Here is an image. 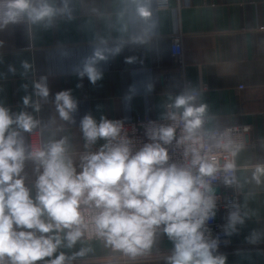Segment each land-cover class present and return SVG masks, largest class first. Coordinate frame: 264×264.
I'll use <instances>...</instances> for the list:
<instances>
[{"label": "crops", "instance_id": "0c3cea01", "mask_svg": "<svg viewBox=\"0 0 264 264\" xmlns=\"http://www.w3.org/2000/svg\"><path fill=\"white\" fill-rule=\"evenodd\" d=\"M50 3L64 8V0ZM144 3L151 12L147 19L137 14L134 0H67L69 11H58L50 22L33 23L26 16L24 22L0 27V106L39 121L43 147L66 139V155L79 171L81 156L107 143H86L80 126L84 116L97 124H120L162 119L169 105L181 113L175 100L185 96L182 80H187L198 91L194 105L204 106L207 132L247 128L245 144L234 154L243 223L228 229L232 250L214 255H223L225 264H264V174L259 182L254 179L256 167L264 166V0H168L166 9H158L155 0ZM176 37L184 49L183 70L174 65L169 50ZM96 47L111 51L96 65L102 78L93 84L78 73ZM36 82L47 84V98L35 94ZM66 90L77 103L67 121L55 102L56 94ZM21 135L28 148L26 132ZM35 169L33 161H25L22 175L32 196ZM82 250L84 255H75ZM173 251V242L162 232L135 257L80 238L72 248L62 244L52 258L63 252L73 257L69 264H168Z\"/></svg>", "mask_w": 264, "mask_h": 264}, {"label": "clouds", "instance_id": "9594fccd", "mask_svg": "<svg viewBox=\"0 0 264 264\" xmlns=\"http://www.w3.org/2000/svg\"><path fill=\"white\" fill-rule=\"evenodd\" d=\"M134 3L141 18L150 17L144 0ZM5 7L7 10L0 12V27L21 15L33 23L50 22L58 11H69L67 0L62 9L54 8L50 0H7ZM110 51L96 47L85 59L79 76L86 75L95 84L102 78L96 65L107 60ZM9 71L15 73L12 67ZM34 88L37 96L48 97L46 83L36 82ZM193 99L181 95L175 100V107L184 109L181 118L189 134L200 126L204 112V106L191 104ZM29 102L30 98L24 97L23 103ZM55 102L60 118L70 120L77 109L70 91L57 93ZM33 107L39 111L38 103ZM38 123L27 112L13 115L0 106V264H69L73 257L61 252L52 258L54 253L62 244L72 248L89 226L107 245L132 257L150 249L162 228L174 244L168 264H225L223 255H214L217 241L206 235L207 222L216 215L208 179L217 172L214 158L202 157L193 149L189 164L168 163L169 154L162 145L172 141V127L151 129L153 142L133 154L130 141L120 138L119 123L102 120L97 124L86 115L80 125L86 143L98 139L107 143L98 152L82 155L77 171L66 155V139L51 141L43 148L34 142L31 149L26 148L21 132H32ZM26 160L36 164L35 196L22 175ZM261 174L264 166H257V182ZM238 223L243 219L231 212L226 230L234 231ZM75 255H84V251Z\"/></svg>", "mask_w": 264, "mask_h": 264}, {"label": "built area", "instance_id": "2783aa9c", "mask_svg": "<svg viewBox=\"0 0 264 264\" xmlns=\"http://www.w3.org/2000/svg\"><path fill=\"white\" fill-rule=\"evenodd\" d=\"M7 0H0V12L6 11ZM155 5L158 9L168 8V0H155ZM27 15H21L14 22L8 24L21 23L26 21ZM171 57L174 65L183 70V48L181 46V38L176 37L171 45ZM185 96H193L194 99L198 96L197 90H191V83L187 80H182ZM193 99V100H194ZM191 101V104L196 107ZM184 110V109H183ZM164 117L159 120H152L147 117L136 118L134 121L120 123L121 131L120 138H125L130 141V147L133 154L139 151L145 144L152 143L149 138V131L151 129H158L160 127H172L174 129L173 139L169 144L162 145L165 147L169 154L168 163H176L178 165L189 164L195 149L202 157L214 158L217 162V172L214 178H208L211 188H218L219 193L213 194L215 198L216 215L213 219L207 222L209 230L206 235L217 241V248L214 252H230L232 250V242L229 236V230H226L228 224V217L231 212H237L240 216L239 198L240 193L236 179V167L234 164L235 152L243 148L245 144V133L247 128L240 127H227L222 129H213L206 131L204 128V117L201 114V124L197 129H194L191 134L185 130V122L181 118L182 112L177 113L173 110L172 106H167ZM175 114V119L172 118ZM28 149H31L33 143H37L43 148L42 131L40 128L33 129L32 132H26ZM188 137V138H186ZM119 139V138H118ZM114 141L113 143H115ZM159 142V141H157ZM162 143V142H160ZM231 163L233 168L228 169L226 164ZM195 172L196 170L193 169ZM35 182L33 183V196H35ZM82 239L86 241L97 240L104 243L103 238L95 236L94 231L89 226L84 229ZM162 228L158 229L154 240L162 234ZM112 248V247H111ZM114 251L115 250L112 248Z\"/></svg>", "mask_w": 264, "mask_h": 264}, {"label": "water", "instance_id": "95a60500", "mask_svg": "<svg viewBox=\"0 0 264 264\" xmlns=\"http://www.w3.org/2000/svg\"><path fill=\"white\" fill-rule=\"evenodd\" d=\"M213 192L212 194H218L219 193V189L218 188H212Z\"/></svg>", "mask_w": 264, "mask_h": 264}]
</instances>
